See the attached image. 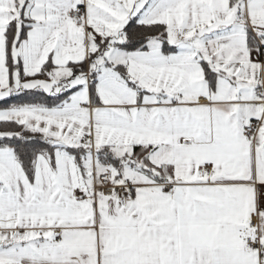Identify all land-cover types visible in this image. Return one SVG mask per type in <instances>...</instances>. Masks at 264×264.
<instances>
[{
  "label": "snow or ice",
  "instance_id": "6c2138e0",
  "mask_svg": "<svg viewBox=\"0 0 264 264\" xmlns=\"http://www.w3.org/2000/svg\"><path fill=\"white\" fill-rule=\"evenodd\" d=\"M0 264H264V0H0Z\"/></svg>",
  "mask_w": 264,
  "mask_h": 264
}]
</instances>
